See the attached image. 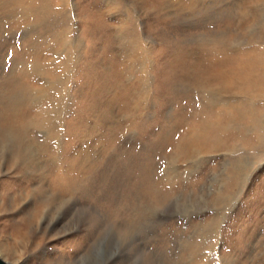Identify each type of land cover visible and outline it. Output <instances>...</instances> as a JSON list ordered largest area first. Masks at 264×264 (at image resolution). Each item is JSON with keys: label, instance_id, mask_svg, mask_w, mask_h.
I'll list each match as a JSON object with an SVG mask.
<instances>
[{"label": "rangeland", "instance_id": "374dc122", "mask_svg": "<svg viewBox=\"0 0 264 264\" xmlns=\"http://www.w3.org/2000/svg\"><path fill=\"white\" fill-rule=\"evenodd\" d=\"M0 257L264 264V0H0Z\"/></svg>", "mask_w": 264, "mask_h": 264}, {"label": "water", "instance_id": "95a60500", "mask_svg": "<svg viewBox=\"0 0 264 264\" xmlns=\"http://www.w3.org/2000/svg\"><path fill=\"white\" fill-rule=\"evenodd\" d=\"M0 264H10V263L7 262V261H5L4 259H2V258L0 257Z\"/></svg>", "mask_w": 264, "mask_h": 264}, {"label": "bare ground", "instance_id": "6f19581e", "mask_svg": "<svg viewBox=\"0 0 264 264\" xmlns=\"http://www.w3.org/2000/svg\"><path fill=\"white\" fill-rule=\"evenodd\" d=\"M2 258V257H1ZM3 259V258H2ZM6 261V260H5ZM8 262V261H7Z\"/></svg>", "mask_w": 264, "mask_h": 264}]
</instances>
